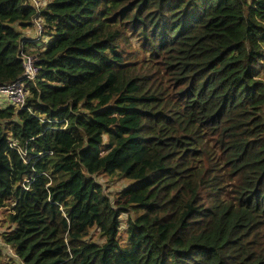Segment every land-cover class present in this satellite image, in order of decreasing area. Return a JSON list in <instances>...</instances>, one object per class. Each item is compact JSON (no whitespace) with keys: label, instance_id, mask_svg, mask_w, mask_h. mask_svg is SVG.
<instances>
[{"label":"trees","instance_id":"obj_1","mask_svg":"<svg viewBox=\"0 0 264 264\" xmlns=\"http://www.w3.org/2000/svg\"><path fill=\"white\" fill-rule=\"evenodd\" d=\"M18 81L0 264H264V0H0ZM99 175L131 182L112 199Z\"/></svg>","mask_w":264,"mask_h":264},{"label":"rangeland","instance_id":"obj_2","mask_svg":"<svg viewBox=\"0 0 264 264\" xmlns=\"http://www.w3.org/2000/svg\"><path fill=\"white\" fill-rule=\"evenodd\" d=\"M42 5L46 4V2H48L49 0H38ZM29 36H33L34 35V31H32L30 34H28ZM2 101H4L1 97H0V105H2ZM6 103H4L5 105ZM96 181L98 183H100L104 189V195L114 199L116 197V195H118L119 191L127 186L128 184H130V180H126V179H118L115 176H106V175H99L96 177ZM11 213V209L10 206H5L4 208L0 209V235L6 231H8L12 225L9 222V214ZM124 219V217H123ZM124 225H122L121 227V233L123 234V229H124ZM125 238L123 241H121V244L124 245L126 242V234ZM91 240L94 243H100L102 242L98 236V232L95 229H92L90 232V237ZM0 249L2 250V253L4 255L9 254L14 258V254L13 251L7 247L4 246L0 237Z\"/></svg>","mask_w":264,"mask_h":264},{"label":"built area","instance_id":"obj_3","mask_svg":"<svg viewBox=\"0 0 264 264\" xmlns=\"http://www.w3.org/2000/svg\"><path fill=\"white\" fill-rule=\"evenodd\" d=\"M36 7H38L41 3L38 0H32ZM42 5V4H41ZM34 35L37 37H40L43 33L42 31V25L39 21H34ZM22 58V68H23V78L30 81L33 80L37 73H38V67L36 66V59L33 55H29L26 53H23L21 55ZM28 95V92L25 88V84L23 81L13 82L7 85H4L0 87V97L4 100L3 102L13 104L18 107H22L25 99Z\"/></svg>","mask_w":264,"mask_h":264},{"label":"clouds","instance_id":"obj_4","mask_svg":"<svg viewBox=\"0 0 264 264\" xmlns=\"http://www.w3.org/2000/svg\"><path fill=\"white\" fill-rule=\"evenodd\" d=\"M4 103H6V102H3V105H4Z\"/></svg>","mask_w":264,"mask_h":264}]
</instances>
